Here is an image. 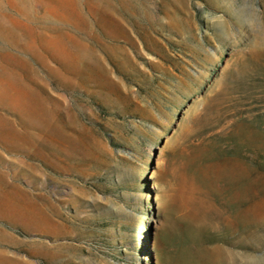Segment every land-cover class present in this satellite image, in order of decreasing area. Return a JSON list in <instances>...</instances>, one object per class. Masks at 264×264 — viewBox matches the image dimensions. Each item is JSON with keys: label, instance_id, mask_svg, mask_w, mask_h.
Here are the masks:
<instances>
[{"label": "rangeland", "instance_id": "374dc122", "mask_svg": "<svg viewBox=\"0 0 264 264\" xmlns=\"http://www.w3.org/2000/svg\"><path fill=\"white\" fill-rule=\"evenodd\" d=\"M0 264H264V0H0Z\"/></svg>", "mask_w": 264, "mask_h": 264}]
</instances>
